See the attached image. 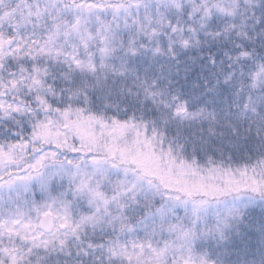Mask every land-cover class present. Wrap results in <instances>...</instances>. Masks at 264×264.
I'll return each mask as SVG.
<instances>
[{
  "label": "snow or ice",
  "instance_id": "6c2138e0",
  "mask_svg": "<svg viewBox=\"0 0 264 264\" xmlns=\"http://www.w3.org/2000/svg\"><path fill=\"white\" fill-rule=\"evenodd\" d=\"M0 264H264V0H0Z\"/></svg>",
  "mask_w": 264,
  "mask_h": 264
}]
</instances>
